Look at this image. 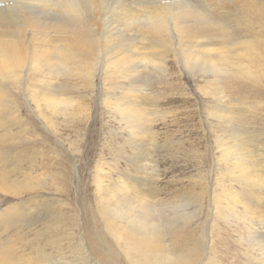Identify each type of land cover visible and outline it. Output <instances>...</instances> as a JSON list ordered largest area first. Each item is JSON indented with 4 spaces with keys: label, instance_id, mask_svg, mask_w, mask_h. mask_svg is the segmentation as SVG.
<instances>
[{
    "label": "rangeland",
    "instance_id": "rangeland-1",
    "mask_svg": "<svg viewBox=\"0 0 264 264\" xmlns=\"http://www.w3.org/2000/svg\"><path fill=\"white\" fill-rule=\"evenodd\" d=\"M17 2L0 8L14 6L18 25L55 19L44 4ZM185 3L216 22L224 42L184 39L170 25V42L154 45L141 39L143 25L114 24L111 2L96 25L111 41L74 69L52 58L0 78V219L19 254L143 264L114 225L158 233V256L169 248L192 264H264V186L241 174L264 166V0ZM44 94L68 100L66 113L41 108ZM3 176L20 193L3 188Z\"/></svg>",
    "mask_w": 264,
    "mask_h": 264
},
{
    "label": "bare ground",
    "instance_id": "bare-ground-1",
    "mask_svg": "<svg viewBox=\"0 0 264 264\" xmlns=\"http://www.w3.org/2000/svg\"><path fill=\"white\" fill-rule=\"evenodd\" d=\"M114 1L115 0H18V2L24 3L28 8H39V5L42 6V4H44L43 12L54 15L52 17H55V19H52V22H50V20L43 21L42 24L36 19L22 18L20 22L21 25H18L14 14L10 11L15 8L14 6L0 8L1 81L5 78L11 80L16 79L19 75L18 73L25 68L26 64L30 61L37 64H47L50 59L55 58L61 61L67 68L74 69L71 64H73L75 58L77 60V57L90 56L94 50L100 47V43L107 44L110 40V38L105 36L107 34L103 35V41L99 40L97 37L96 25L99 7L111 2L115 8L114 24H116V26L118 24L131 25L133 23L138 24V26L143 25L142 29L139 28L141 39L143 41L148 40L154 45L164 47L170 42V25L175 27L174 30L178 36L188 40L212 39V41H214L215 38H221L224 42L227 37L222 30L217 28L216 22L214 23L211 18L203 15V13L189 11L187 8L191 3H185V0H116L120 3L119 6L118 4L116 5ZM18 2L16 4H19ZM114 29L116 28L114 27ZM26 36H29L30 39H27ZM225 48L226 47L222 45L221 50ZM114 52H116V50ZM139 52L142 53L141 51ZM134 55H136V53H134ZM90 69H85L84 72L88 74ZM39 97V102L41 103L39 106H41V108L49 106L53 107L51 109H54L53 111L55 112L62 114L66 113V107L68 106L67 102L69 101H66L62 96L58 94H44ZM0 100L5 101L3 93H0ZM2 112L3 111L0 109V126L4 124V120L1 118V116H3L1 115ZM139 126L143 128L141 124H139ZM2 134L3 136L6 135L4 132L1 133L0 129V139L3 137ZM243 171L241 173L242 178L248 181V183L261 188L264 186V166L256 171H252L248 169V165H246ZM2 187L17 193H20L21 189L19 185L7 183L6 176H3ZM112 194L115 196V192H112ZM132 197L135 199L132 202L134 205L135 202H137L138 204L140 203L139 206H141V209L145 208V205H143L145 202L140 200L139 196L135 195ZM125 202L128 205L131 204L128 199L125 200ZM129 219L135 221L132 217H129ZM2 223V219H0V264H41L43 259H45L44 256L33 257L32 255L27 256L26 254L18 253L16 241L9 235H4L8 226H3ZM112 227L116 230L121 239H125L124 249H126L130 255L137 257L143 264H153L155 261H159L160 264H192V261H194L191 255H184L179 251L172 252L173 249L169 248L165 249L161 256H158L159 250L162 252L160 244L155 237L158 233L154 235L153 233L149 234L146 230H143L141 235L137 236L136 234H130L129 231L117 228L114 225ZM161 257H163V259Z\"/></svg>",
    "mask_w": 264,
    "mask_h": 264
}]
</instances>
